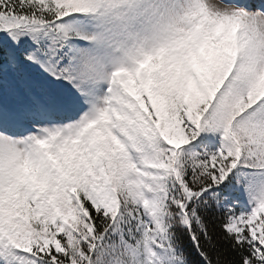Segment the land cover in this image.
Wrapping results in <instances>:
<instances>
[{
    "label": "rangeland",
    "instance_id": "rangeland-1",
    "mask_svg": "<svg viewBox=\"0 0 264 264\" xmlns=\"http://www.w3.org/2000/svg\"><path fill=\"white\" fill-rule=\"evenodd\" d=\"M53 1L65 9L59 19L67 20H60L57 29L73 24L76 26L73 36L85 41L73 40L72 53L69 48L70 60L73 54L76 56L70 66L74 70L77 65L82 98L75 109H67L70 115L63 108L69 104L65 105L57 97L49 101L44 96H33V101L26 100L20 105L16 115L6 109L9 105L0 104L1 198L9 189L8 180L24 178L25 172L30 173L34 166L44 172V176L41 174L46 184L44 191L53 190L49 176L54 175L52 179L62 182L70 202L74 203L76 191L69 193V190L77 188L105 215L118 216V191L125 192L128 198L136 193L135 198L146 215L143 221L134 223L135 243L131 233L128 240L131 247H122V250L103 247L94 264H172V258L178 264L163 245L164 228L162 232H157V228L149 232L148 228L161 224L164 217L160 200L165 198L159 197L157 186L177 174L183 146L201 132L211 142L220 140L222 145L218 148L224 150L225 159L229 160L220 158L212 148L213 155L209 158L212 162L208 163L216 169V181H225L233 170L236 184L232 190L240 189L225 196L224 205L230 212L228 228L251 243L253 264H264L263 3L99 0V11L95 13L89 9L98 6L94 0L90 5L86 0ZM72 13L85 21L94 20L83 24ZM41 40L47 43L44 37ZM44 54L38 53V56L45 61ZM10 73H14L11 64L0 70V88H3L0 97L7 90L3 80ZM26 102L30 103L25 106ZM233 105L234 115L244 114V118L233 121ZM225 115L228 118L224 122L242 131L220 138L221 120ZM91 125L111 132L110 138L128 150L129 164H135L134 154L138 152L143 165L145 162L146 186L143 173H138L140 179L130 177L126 172L127 162L123 160L119 163L120 169L117 167L121 170L118 175L121 180L116 187L110 184L103 168L107 164L99 162L95 135L89 133ZM206 144L201 140L198 146L209 151ZM247 145L256 146L257 155ZM66 150L70 151L67 157L71 164L62 165L59 171L57 159ZM250 164L262 168L250 171ZM57 188L58 185L54 190ZM80 208L81 203H74L72 210L65 211L66 216L58 214L52 222L59 223L62 229L66 223L75 224L81 220L76 210ZM121 230L114 227L111 232L117 235ZM21 242L35 262L59 261L58 253L64 250L56 240L38 245L30 237L26 240L23 237ZM50 243L56 247H42ZM88 249L94 251L95 247H67L66 250L71 263L78 260L80 264H93Z\"/></svg>",
    "mask_w": 264,
    "mask_h": 264
},
{
    "label": "trees",
    "instance_id": "trees-1",
    "mask_svg": "<svg viewBox=\"0 0 264 264\" xmlns=\"http://www.w3.org/2000/svg\"><path fill=\"white\" fill-rule=\"evenodd\" d=\"M86 1H89V5L92 2V0ZM94 2L98 6L89 8L88 5V8L98 10L99 0ZM64 11L60 3L53 0H0V66L10 63L14 68V73L8 74L4 82L7 84V90L1 93V105L16 103L19 107L33 96H44L49 99L57 97L65 105L69 104L67 106L69 110L79 105L82 91L78 81L80 73L77 65L75 67L73 65L74 70L71 69L72 66L61 65L66 56L62 49L68 46L67 49L73 50L72 33H75L76 28L73 24H64L61 29L59 28L60 30L57 29L61 24L59 17ZM41 37L48 40V43L43 42ZM31 45L35 46L31 49L37 53L34 57L28 54L30 52L28 47ZM43 52H49L57 58L58 69L49 65L50 58H46L45 61L38 59V53ZM2 90L3 88H0V92ZM231 107L233 121L238 117L244 118V114L234 115V105ZM227 118L225 115L221 120V135H224L221 138L229 135L230 132L234 135L242 131L234 130V127L229 128L230 123L224 122ZM101 129L99 125L97 127L91 125L89 133L95 135L97 152L98 155L100 154V158L98 156L100 161H98L103 165L107 164L103 168L109 177L110 184L116 187L117 182L121 180L118 176L121 170H117V167L120 169L119 163L123 160V163L127 162L126 172L130 177L136 178L139 176L138 173H143L144 186H146L145 181L148 177L145 174V162L143 165L138 152L134 154L135 164H129L128 150L110 138V131L105 128L102 129L103 132ZM239 136L241 135L238 134ZM143 140L142 143H145L146 140ZM217 142L221 144L220 140ZM242 142L245 140L242 139ZM247 146L253 154L257 155L259 150L256 146ZM144 150H146V144H144ZM68 153H70L68 150L60 152L56 164L59 171L62 165L71 164L68 161ZM222 154L225 159L224 150ZM48 156L50 157L49 153ZM250 165V171L256 172L262 168L259 165L254 167ZM176 170V175L170 176L162 186L158 185L156 188L159 197L165 198V200L159 199L164 217L163 220L161 218V224L157 223L156 227L155 224L149 225V232H152L151 229L154 228H157V232H162L164 228L166 233H164L163 245L167 247L169 254L178 261V264H253L255 256L251 243L241 238L240 234L229 230L230 215L222 204L224 195L236 184L234 171L229 173L224 182L218 183L215 179L216 169L205 161L203 155L194 151L190 144L183 146ZM43 173V170L34 166L30 173L25 172L24 178L16 181L12 177L6 182L9 189L7 188L5 196L1 198L0 195V209L2 208L0 210V257L3 264H47L46 262L80 264L78 260L71 263L67 247L83 249L95 247L94 251L89 252L88 249V254L92 258L91 263L94 264L98 261L99 251L103 247H118L120 250L122 247H131L128 242L131 233L134 235L135 243L137 234L134 223L137 220L143 221L146 215L142 205L135 198L136 193H132L131 198H128L125 192L118 191L120 212L116 217L110 214L105 215L102 209L93 205L89 197L80 194L77 188L70 189L69 193L76 191L74 203H81V208L76 209L80 212L81 220L75 224L66 223V227L62 229L59 223L52 221L58 217V214L66 216L65 211L68 208L72 210L74 203L69 201V194L66 195L67 191L62 188V182L57 183L52 179L54 175L49 176L54 184L51 185L53 190L44 191L46 184L41 178V174L44 176ZM55 176L57 177V174ZM132 180L133 184L136 183L134 178ZM56 185H58L57 191L54 190ZM236 189L240 192V189ZM153 190H150L151 195L155 194V189ZM126 217L127 221H125ZM114 227L122 229L121 232L117 235L112 233L111 229L113 230ZM127 227L128 230H126ZM23 237L25 240L30 237V240L38 245L46 240H56L58 247L64 249L58 253V258L61 259L59 261L45 259L43 262L31 260L29 257L31 252L26 249L25 243L21 242ZM42 247L56 246L50 243ZM169 260L171 262V258ZM172 262L175 264L173 258Z\"/></svg>",
    "mask_w": 264,
    "mask_h": 264
},
{
    "label": "bare ground",
    "instance_id": "bare-ground-1",
    "mask_svg": "<svg viewBox=\"0 0 264 264\" xmlns=\"http://www.w3.org/2000/svg\"><path fill=\"white\" fill-rule=\"evenodd\" d=\"M31 112H32V111H31ZM32 113H34V111H33Z\"/></svg>",
    "mask_w": 264,
    "mask_h": 264
}]
</instances>
